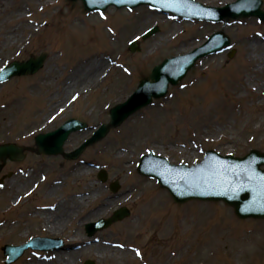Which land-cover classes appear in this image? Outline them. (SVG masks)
Segmentation results:
<instances>
[{"label": "rangeland", "instance_id": "1", "mask_svg": "<svg viewBox=\"0 0 264 264\" xmlns=\"http://www.w3.org/2000/svg\"><path fill=\"white\" fill-rule=\"evenodd\" d=\"M104 14L107 19L85 13L79 1L0 0V41L6 31L18 27L14 44L0 48V68L12 60L48 55L34 75L0 84V144L31 145L27 136L52 130L69 117L97 128L108 122L109 109L124 101L162 59L185 54L218 31L229 38L230 49L199 59L164 98L110 130L79 159L28 153L22 163L6 161L0 177L18 168L27 175L16 171L0 188V264L4 244H18L33 235L81 244L72 264L86 259L96 264H264V219L237 218L222 202L175 205L135 171L139 156L148 150L186 164L200 161L209 149L237 157L251 149L264 152V69H258L260 60H253L248 48L256 39V56L264 53V21L253 16L217 23L186 20L147 6L131 11L109 7ZM172 24L181 29L175 37L164 33ZM153 26L158 31L140 39ZM137 37L138 50L128 51L129 41ZM91 134L90 128L71 134L65 150ZM89 164L105 168L123 189L132 190L127 205L133 213L97 232L96 242L84 235L82 223L106 216L124 195L110 197ZM56 182L59 189L51 190ZM32 185L33 192L23 197ZM139 192L145 198L135 202ZM16 195L21 197L14 202ZM59 202L67 213L62 224L44 225L39 213ZM85 241L90 243L83 245ZM100 245L111 251L97 249ZM133 248H141L144 257L137 258ZM43 255L53 257L51 251ZM37 260L29 250L14 264Z\"/></svg>", "mask_w": 264, "mask_h": 264}, {"label": "water", "instance_id": "2", "mask_svg": "<svg viewBox=\"0 0 264 264\" xmlns=\"http://www.w3.org/2000/svg\"><path fill=\"white\" fill-rule=\"evenodd\" d=\"M242 2L243 0H236L234 3L220 8L203 6L193 0H179V2L173 3L169 7L163 6L165 0H137L136 4L125 3L114 5L117 7H134L145 3L163 12H172L183 17L206 19L214 22L220 21L224 17L237 18L242 16H257L264 20V12L260 9V0H255L253 6L242 7L239 11L233 9L234 5H239ZM82 3L86 10H102L109 4H112L111 0L107 5L93 4L91 0H82ZM228 43L227 36L222 32H217L206 43L192 52L164 59L160 64L154 66L149 77L139 83L130 98L123 104H119L110 110V122L106 125H101L92 138L85 141L78 150L73 152L72 157L77 156L87 145L101 139L110 127L120 124L134 111L149 104L152 97L159 98L163 96L166 93L168 83L176 84L186 74L187 70L192 67L196 59L218 52L228 45ZM43 60L44 55H41L25 63H15L12 65V68H14L13 72L6 74V77L11 76L12 73H33L41 67ZM79 127L80 122L70 120L61 128L62 133L60 135L56 131L46 136H39L37 137V143L40 147L44 146L43 149L47 153H58L61 151V144L66 136L72 130H76ZM6 150L11 149L8 147H0V155L1 152ZM218 164L238 166L237 171L248 168L250 165L251 169L256 173L264 174V169H260L261 165L264 166V153L251 150L243 157H232L231 155L223 157L215 152H207L205 159L201 163L191 167H187L186 165L172 166L164 158L158 159V157L149 153L148 156L141 158L139 167L144 169V173L157 177L160 184L168 189L173 199L177 202H184L191 199L222 200L226 204L231 205L239 217L264 218V198L256 197L255 202L252 203L251 201L254 199L252 193L225 191L223 187H213L208 183L207 178L211 176V173ZM193 171L196 172L195 176L192 175ZM123 214L120 213L112 220L104 221L101 227L106 226L114 221V219L123 217ZM50 242L53 243L52 241ZM21 250L19 248L18 252Z\"/></svg>", "mask_w": 264, "mask_h": 264}, {"label": "snow or ice", "instance_id": "3", "mask_svg": "<svg viewBox=\"0 0 264 264\" xmlns=\"http://www.w3.org/2000/svg\"><path fill=\"white\" fill-rule=\"evenodd\" d=\"M93 4H109L110 0H91ZM179 2V0H165L163 4L164 7H169L173 3ZM112 4H136L137 0H111ZM255 3V0H243L239 5H234L233 9L236 11L241 10L242 7H251ZM131 11V9H130ZM99 16L101 19H107L104 14V11L98 10ZM111 32L112 29H109ZM257 35H261L257 33ZM139 37H137L138 39ZM7 69L0 68V74L4 73ZM127 71V69H124ZM181 88H185L186 85H180ZM73 100L77 99L76 96L72 97ZM238 166H229L226 164H218L217 167L211 173V176L207 178L208 183L213 187H223L225 191H233L235 193H252L254 196L252 203L255 202V198H264V174H258L251 169L249 165L248 168L240 169L237 171ZM230 174V175H229ZM193 176L196 175V172L193 171ZM203 179V177H202ZM0 188H3V185L0 184ZM117 247H123L118 245ZM137 257L141 256L139 250H134Z\"/></svg>", "mask_w": 264, "mask_h": 264}, {"label": "bare ground", "instance_id": "4", "mask_svg": "<svg viewBox=\"0 0 264 264\" xmlns=\"http://www.w3.org/2000/svg\"><path fill=\"white\" fill-rule=\"evenodd\" d=\"M199 1H201L203 3H208V4L219 2V3H225V5H227V4H229L228 2L230 0H199ZM200 4H202V3H200ZM202 5H204V4H202ZM216 7H221V6H216ZM5 9H7V7H5L4 10ZM161 21H163V20H161ZM17 30H18V27L16 28V26H15L14 28L6 31L5 34L1 36L2 39L0 41V48H4L7 45L10 47L14 44V42L16 41V38H18V37H16V31ZM180 30L181 29H179L178 26H176L175 24H172L171 27H169L168 29H166L164 31V33L166 35H168L169 37H175L181 33ZM253 41L255 42V44L252 43ZM253 41H251L250 42L251 45L248 46L249 51L251 52V54H254V56H255L253 60H255V61H257L256 59L260 60V62L258 63V67H259L258 69H264V57H263L264 53L257 54L258 56H256V53L258 52L257 48L259 47L260 44L258 43V41H256V39H253ZM55 184L56 185L51 190L59 189V187H60L59 182H56ZM17 188L19 189L20 186H18ZM16 197H17V195H16ZM16 197H14V199ZM45 198L48 199L49 196H46ZM63 208L65 209V205H61V203L59 202V203H57L56 207L53 209V212L43 210L41 213H39V216L41 217L42 222H44V225L49 224V226H50V224H51L54 227H55V225H58V226L61 225L63 220L66 217V214H67ZM70 248L71 247H66L62 250H58L57 252H54V254H52L53 257L50 260H37L33 264H55V262L57 264H72L70 261L72 260V258L76 254V252L79 250L78 249L69 250ZM97 249L111 251L110 247H103L101 245L97 246Z\"/></svg>", "mask_w": 264, "mask_h": 264}, {"label": "flooded vegetation", "instance_id": "5", "mask_svg": "<svg viewBox=\"0 0 264 264\" xmlns=\"http://www.w3.org/2000/svg\"><path fill=\"white\" fill-rule=\"evenodd\" d=\"M3 166H5L4 164H3ZM9 171V170H8ZM7 172V171H6Z\"/></svg>", "mask_w": 264, "mask_h": 264}]
</instances>
